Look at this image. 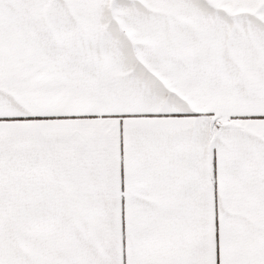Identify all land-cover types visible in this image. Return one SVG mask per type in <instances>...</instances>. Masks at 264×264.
<instances>
[{
  "label": "snow or ice",
  "instance_id": "1",
  "mask_svg": "<svg viewBox=\"0 0 264 264\" xmlns=\"http://www.w3.org/2000/svg\"><path fill=\"white\" fill-rule=\"evenodd\" d=\"M0 264H264V0H0Z\"/></svg>",
  "mask_w": 264,
  "mask_h": 264
}]
</instances>
